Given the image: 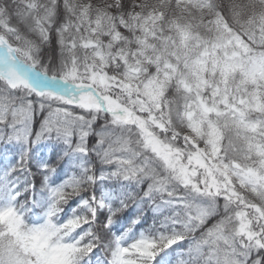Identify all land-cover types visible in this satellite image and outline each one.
<instances>
[{"label":"snow or ice","instance_id":"snow-or-ice-1","mask_svg":"<svg viewBox=\"0 0 264 264\" xmlns=\"http://www.w3.org/2000/svg\"><path fill=\"white\" fill-rule=\"evenodd\" d=\"M0 264H264V0H0Z\"/></svg>","mask_w":264,"mask_h":264}]
</instances>
